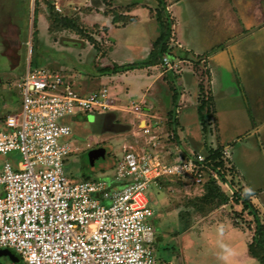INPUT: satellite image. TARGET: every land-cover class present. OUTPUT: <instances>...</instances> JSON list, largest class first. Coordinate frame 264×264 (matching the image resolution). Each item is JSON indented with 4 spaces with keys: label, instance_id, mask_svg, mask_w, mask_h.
<instances>
[{
    "label": "rangeland",
    "instance_id": "rangeland-1",
    "mask_svg": "<svg viewBox=\"0 0 264 264\" xmlns=\"http://www.w3.org/2000/svg\"><path fill=\"white\" fill-rule=\"evenodd\" d=\"M100 1L102 10L95 7L93 3L89 5L85 0H17V9L19 8L20 11L17 9L14 11L21 13V19L17 17V30H20L17 48H12L8 38V36L11 37L10 35L6 37L7 39L0 36V122L9 114L20 111L22 102L11 84L31 65L63 72L68 77V81L74 85L73 89L81 94H88L103 87L108 88L112 105L110 110L118 118L117 122L123 125L119 132L108 124L104 128L102 122L105 116L98 112L94 114V120L88 114L80 117L78 123L71 124L74 131L70 138L72 153L67 162V174L75 182L102 179L106 175H111L116 163L123 155L124 146L135 145L134 147L141 148L145 141L138 127L139 119H136V111L132 106L130 108L129 99L124 97L128 93V87L123 89L119 87V83L126 85L124 79H117L113 75L102 76L100 73V70L106 66H113L110 60L111 44L109 27L94 18L97 11L105 18H117L127 23L131 18L121 15L120 12L129 10L135 1ZM163 8L159 12L164 23H167ZM5 11L7 12L8 9ZM6 18L8 22L13 23L14 17L9 18L8 15ZM171 42L174 43L170 39ZM171 51L173 55L170 52L163 58L167 57L170 60L173 56L174 60L171 64L174 68L168 69L169 77H165L164 82H159L150 90L151 94H156L155 96L160 98L161 107L157 109L158 111L150 108L149 115L156 116V119H152V124L155 123L154 130H159L157 135L161 138L160 140L164 141L167 147H172L176 153V144L181 141L179 138L172 141L169 139L173 137L172 124L177 119L175 111L179 97V89L176 88L178 78L186 74L188 70L193 72L200 84L198 110H206L211 115L213 106L209 94L207 95L209 74L207 62L204 61L205 57L189 56L187 58L184 55L180 57L176 54L178 53L176 45ZM163 58L160 70L166 68ZM189 96L193 97L191 93ZM203 101L206 102L204 105ZM138 104L141 108L144 107L142 103ZM201 106L204 108L201 109ZM235 113L238 117L235 121L236 135L233 136L231 143H223V146L218 145L216 148L221 150V157L217 160L220 159L222 163L218 168L222 177L216 181V188L223 193V199H219L218 202L216 200L214 203L204 200L206 194L204 186L211 180L210 176H207L201 184L187 178L163 179L151 192L155 199L152 207L157 220L154 222L162 226V232L159 230L156 236L157 241L161 239L162 243L154 246L157 264H193L197 262L196 257L198 264H204L209 259L216 261L220 258L222 251L219 245L215 246L217 243H213L220 240L218 237L210 241L213 245H207L203 240L201 244L197 243L187 250H183L178 243V241L188 242L193 233L201 236L203 230L205 231L203 236L206 235L212 239L216 231H220L217 234H226L227 226L234 227L243 233L245 238L242 235L238 238L240 241L246 240L249 248L255 232V219L250 209H246L242 202L241 198L244 196L256 208L264 228V209L259 206V201L256 200L257 192H254L255 188L264 187V150L261 147V145L264 146V142L261 144L247 137L245 132L241 131L248 124L247 119L244 114H239L238 111ZM144 126L145 123L142 124V127ZM161 146L159 145L157 149ZM97 148H104L106 155L98 158L93 164L89 153ZM232 148L234 161L242 174L233 164L231 157L224 156V152L227 151L231 156ZM167 152L168 149L166 154ZM3 159H11L17 164L22 157L20 153H13L6 158H1ZM183 251L185 253L183 259L185 258L187 263L181 259ZM0 262L12 264L9 257H1Z\"/></svg>",
    "mask_w": 264,
    "mask_h": 264
},
{
    "label": "built area",
    "instance_id": "built-area-1",
    "mask_svg": "<svg viewBox=\"0 0 264 264\" xmlns=\"http://www.w3.org/2000/svg\"><path fill=\"white\" fill-rule=\"evenodd\" d=\"M172 62L163 58L167 69ZM66 77L28 66L11 84L22 107L0 122V249L15 251L24 264H157L149 191L163 179L219 181L220 169L201 153L183 156L176 147L178 159L168 161L129 145L114 168L118 185L73 181L72 127L64 120L112 105L108 88L81 94ZM132 107L141 111L138 103ZM153 128L146 123L143 131L155 150L161 138ZM13 153L22 157L17 164L1 160Z\"/></svg>",
    "mask_w": 264,
    "mask_h": 264
},
{
    "label": "crops",
    "instance_id": "crops-1",
    "mask_svg": "<svg viewBox=\"0 0 264 264\" xmlns=\"http://www.w3.org/2000/svg\"><path fill=\"white\" fill-rule=\"evenodd\" d=\"M85 1L89 5L93 3L96 5L95 7L102 10L100 0ZM133 1H135L134 5L129 7V10L120 12L121 15L131 18L127 23L117 18H105L102 13L97 11L94 18L109 27L110 60L113 66L141 64L140 68L112 74L117 79H124L126 85L119 83V87L121 89L128 87V93L124 97L129 99L130 108L134 102L144 105L141 111L135 113L137 114L136 119H139L138 127L143 133L145 141L141 148L134 147L135 151L138 153L146 150L157 152L168 161L177 160L179 157V155H175V150H172V147H167L162 140L160 143L162 146L152 150L147 144L148 137L142 127L143 123L155 125V123L152 124V119H156V116L149 115L150 108L158 111L157 109L161 107L160 98L156 97V94H151L150 90L159 82H164L165 77H169L167 68L159 69L162 63L161 59L159 57L156 61L151 59L155 52V41L160 35L157 15L163 7L164 13L168 14L172 20L171 40L174 43L171 42V46L176 45L178 49L176 54H179L180 57L184 55L187 58L189 56L205 57L204 61L207 62L209 74L207 95L209 94L213 106L211 115L206 110H198L200 84L198 77L193 72L188 70L186 74L178 78L176 88L179 89V97L175 111L177 119L174 124L176 136L181 141L176 144L178 150L183 156L194 153L208 155L209 151L216 149L218 145L223 146V143H231L233 136L236 135L237 114L235 112L237 111L239 114L245 115L248 123L241 131L245 132L247 137L262 144L264 142V0ZM161 1L163 5L160 4ZM14 9H17V0H0V36L6 38L8 35L12 36V31H16V34L18 32L17 38L20 37V30H17V17L21 19V13L15 12ZM6 15H9V18L10 16L14 17L13 23L8 22ZM8 26L10 27L8 28ZM7 30L9 31L7 32ZM8 38L11 37L8 36ZM171 57L170 60L173 61V56ZM150 62L155 63L149 64ZM66 78L68 80V77ZM70 84L72 87L74 86L72 83ZM190 93L193 97L189 96ZM96 112L105 116L102 122L104 128L108 124L117 132L121 130L123 124L117 122L118 118L113 115L111 110L78 112L64 121L70 125L78 123L80 117L88 114L94 120ZM153 131L156 135L159 133V130H154V128ZM261 147L264 150V146L261 145ZM233 152L232 148L230 157L237 167ZM237 170L242 174L240 168L237 167ZM114 176L115 169L111 175H106L102 179L109 182L111 186H116L118 183ZM153 190L149 191L148 196ZM254 192H257L256 200L259 201V206L264 209V187H257ZM149 201L151 206L155 202V200L151 202L150 196ZM154 220H157L156 215L151 220L156 230L153 246L162 243L161 239L157 241L156 237L162 226H158ZM226 230V234H217L220 232L218 229L219 232L216 231L212 239L206 235L203 236L204 230L201 236L192 232L193 236L188 242L178 241V243L183 250L191 249L197 243L201 244L203 240L207 245L217 243L215 246L219 245L222 249L220 258L215 259L216 261L209 259L204 264H262L250 255L248 242L239 240V236H244L241 231L228 226ZM217 237L220 239L219 241L210 242ZM9 250L19 259L13 261L9 257L12 264L19 263L22 260L21 257L15 251L16 254L12 252L13 250ZM181 254V259H183L184 251ZM196 259L197 262L193 264L199 263L197 257ZM183 260L186 262L185 258ZM21 262L23 263V261Z\"/></svg>",
    "mask_w": 264,
    "mask_h": 264
},
{
    "label": "trees",
    "instance_id": "trees-1",
    "mask_svg": "<svg viewBox=\"0 0 264 264\" xmlns=\"http://www.w3.org/2000/svg\"><path fill=\"white\" fill-rule=\"evenodd\" d=\"M160 4L163 5V2L161 1ZM163 12H165V9H163ZM165 16H167V23H164L160 12L157 15V20H158L159 27H160V35H159L158 39L155 41V52L153 53V56L151 57V59H153V61H156L158 59V57L162 61L163 56L168 55L172 49V46L170 43V39H171V35H172V29H171L172 20L168 14H165ZM35 24H36V22H35ZM37 33H38V31L36 30V35H37ZM34 37H35V35H34ZM153 63H155V62H150L149 64H153ZM31 66H32V68H38L37 65H31ZM140 67H141V64H129V65H123V66L114 65L113 67H105V68L101 69L100 73L102 75H112V74H116L120 71H127V70H132V69L140 68ZM204 103H206V102L203 101V105H204ZM203 108L204 107L201 106V109H203ZM174 121L175 122H173V124H172L173 137H170V135H169V137H170L169 141L178 139V137L176 136V129L174 127V124L176 123V119ZM220 151H221L220 149H211L209 151L208 155H206L207 160L210 161L209 165H211L214 169H217V170H218L219 166L221 167V164H222L220 159L217 160L218 158L221 157ZM221 177H222V174H221ZM216 186H217L216 180H214L213 178H211V180L207 181L205 186H204L206 188V194L204 195V200L207 201L208 203H214L216 200L218 202L219 199H223V193L219 192V190L216 188ZM149 196H150L151 202H154V200H155L154 197L152 195H149ZM239 199H240V197H239ZM241 199H242V202H243L244 206L246 207V209H250V213L255 219V232H254V236L252 239L253 241L249 245V253L253 258H256L258 261H260L262 264H264V237H263L264 228L262 226V223L259 220V216L256 212L257 211L256 208L252 205V203L248 200V198H246V196L242 197ZM12 252L14 254H16L14 251H12ZM17 257H18V255H17Z\"/></svg>",
    "mask_w": 264,
    "mask_h": 264
},
{
    "label": "water",
    "instance_id": "water-1",
    "mask_svg": "<svg viewBox=\"0 0 264 264\" xmlns=\"http://www.w3.org/2000/svg\"><path fill=\"white\" fill-rule=\"evenodd\" d=\"M106 154V150L104 148H97L91 150L89 153V158L93 164L98 158L104 157ZM1 257H10L13 261H18L19 259L16 258L9 249H0V258ZM1 264V262H0Z\"/></svg>",
    "mask_w": 264,
    "mask_h": 264
},
{
    "label": "flooded vegetation",
    "instance_id": "flooded-vegetation-1",
    "mask_svg": "<svg viewBox=\"0 0 264 264\" xmlns=\"http://www.w3.org/2000/svg\"><path fill=\"white\" fill-rule=\"evenodd\" d=\"M11 34H12V36H11V38L9 39V41H10V44L13 46L12 48H13V49H16V48H17V43H19L18 38H17V36H18V32H17V34H16V31H12ZM73 131H74V130H72V133H73ZM0 259H1V258H0Z\"/></svg>",
    "mask_w": 264,
    "mask_h": 264
}]
</instances>
